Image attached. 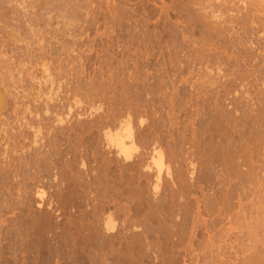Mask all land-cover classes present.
<instances>
[{
    "label": "rangeland",
    "instance_id": "1",
    "mask_svg": "<svg viewBox=\"0 0 264 264\" xmlns=\"http://www.w3.org/2000/svg\"><path fill=\"white\" fill-rule=\"evenodd\" d=\"M41 1L0 2V264H264V0Z\"/></svg>",
    "mask_w": 264,
    "mask_h": 264
},
{
    "label": "bare ground",
    "instance_id": "2",
    "mask_svg": "<svg viewBox=\"0 0 264 264\" xmlns=\"http://www.w3.org/2000/svg\"><path fill=\"white\" fill-rule=\"evenodd\" d=\"M8 1H9V0H8ZM51 1H53V0H51ZM54 1H55V0H54ZM59 1H60V3H61V6H65V5H64L65 3H67V2L71 3L72 0H70V1H69V0H68V1L66 0L67 2H65V0H64L63 2H65V3L61 2V0H59ZM76 1H78V0H76ZM227 1H228V0H227ZM0 2H1V0H0ZM4 2H6V1H4ZM12 2H13V0H12ZM14 2L19 3V5L22 7V9H23L24 11H27V10L31 7V8H32V11H31V12H34L33 9H34L36 6H38L42 1H41V0H28V1H27V0H14ZM44 2H45V1H44ZM47 2L49 3L48 0H47ZM47 2H45V3H47ZM220 2H221V1H220ZM225 2H226V1H225ZM8 3H9V2H8ZM28 3H29V4H28ZM53 3H54V2H53ZM69 3H68V6L70 5ZM75 3H76V2H75ZM223 3H224V2H223ZM261 3H262V1H260V4H261ZM263 3H264V2H263ZM9 4H10V3H9ZM58 4H59V2H58ZM62 4H63V5H62ZM252 4H253V3H252ZM4 5H5V4H4ZM7 5H8V4H7ZM7 5H6V6H7ZM14 5H15V4H14ZM16 5H18V4H16ZM16 5H15V6H16ZM49 5H50V4H49ZM52 5H53V4H51L49 8L52 9V7H51ZM54 5H55V4H54ZM59 5H60V4H59ZM59 5H58V8L60 7ZM78 5H79V4L77 3V6H78ZM253 5H254V4H253ZM43 6L46 7L45 4H43ZM56 6H57V5H56ZM56 6H55V9H52V10H56V8H57ZM79 6H81V5H79ZM260 6H261V5H260ZM262 6H263V4H262ZM2 7H3V6H2ZM2 7H1V9H2ZM7 7H8V6H7ZM17 7H18V6H17ZM39 7H40V6H39ZM45 7H44V9H46ZM8 8H9V7H8ZM8 8H6V9H8ZM10 8H11V7H10ZM36 8H38V7H36ZM36 8H35V10H36ZM40 8H43V7L41 6ZM40 8H39V9H40ZM49 8H48V9H49ZM58 8H57V10H60L61 7H60L59 9H58ZM62 8H64V7H62ZM72 8H74V7L72 6ZM77 8H78V7H77ZM79 8H80V7H79ZM3 9H4V8H3ZM13 9H14V7H13ZM17 9H18V8H17ZM39 9H38V10H39ZM65 9H66V7H65ZM65 9H64V11H65ZM67 9H68V7H67ZM8 10H9V9H8ZM38 10H37V11H38ZM75 10H76V8H75ZM37 11H36V12H37ZM62 11H63V10H62ZM9 12H10V11H9ZM13 12H15V11L13 10ZM16 12H17V11H16ZM29 12H30V11H29ZM31 12H30V13H31ZM36 12H35V13H36ZM65 12H66V11H65ZM17 13H18V12H17ZM22 13H23V12H22ZM27 13H28V12H27ZM51 13H52V12H51ZM58 13H59V11H58ZM69 13H70V11H69ZM10 14H11V12H10ZM10 14H9V16H10ZM13 14H14V13H13ZM13 14H12V15H13ZM15 14H16V13H15ZM31 14L33 15V13H31ZM61 14H62V13H61ZM63 14H64V13H63ZM12 15H11V17H14V16H12ZM24 15H25V14H24ZM27 15H28V14H27ZM37 15H38V14H37ZM37 15H35V17H36L37 19H39V18H38L39 15H38V16H37ZM67 15H68V14H67ZM18 16H19V15H18ZM18 16H17V17H18ZM21 16H22V15H21ZM30 16H31V15H30ZM30 16H28V17H30ZM60 16H61V15H60ZM11 17H9V18L11 19ZM17 17H16V19H18ZM22 17H23V16H22ZM22 17H21V18H22ZM26 17H27V16H26ZM26 17H25V18H26ZM35 17H34V18H35ZM31 18H32V16H31ZM40 19H41V18H40ZM59 19H60V18H59ZM13 20H14V18H13ZM20 20H21V19H20ZM23 20H24V19H23ZM25 20H26V19H25ZM29 20H30V19H29ZM33 20H34V19H33ZM26 21H27V23H29V22H28V18H27ZM26 21H25V22H26ZM31 21H32V20H31ZM39 21H41V20H39ZM62 21H63V20H62ZM62 21H61V22H62ZM36 22H37V21H36ZM61 22H60V23H61ZM67 22H68V21H67ZM67 22H65V23H67ZM31 23H32V22H31ZM65 23H64V21H63V24L66 25V26L68 27L69 24H65ZM68 23H69V22H68ZM38 24H39V23H38ZM38 24H37V25H38ZM22 25H24V24H22ZM22 25H21V26H22ZM34 25H35V24H34ZM34 25H32V29L34 28ZM39 25H41V24H39ZM30 26H31V25H30ZM38 27H40V26H38ZM22 28H23V26H22ZM26 28H28V27H26ZM30 28H31V27H30ZM30 28H28V29H30ZM69 28H70V27H69ZM19 29H21V27H20ZM19 29H17V30H19ZM32 29H31V30H32ZM36 29H37V28H36ZM10 30H11V29H10ZM10 30H9V31H10ZM17 30L15 29V31H17ZM12 31L14 32L13 29H12ZM10 32H11V31H10ZM36 32H37L36 34L38 35L39 30L36 31ZM18 33H19V32H18ZM10 34H11V33H10ZM11 35L13 36L14 33H12ZM16 35H17V34H16ZM18 36H20V35H18ZM42 38H43V37H42ZM42 38H41V39H42ZM40 45L42 46L43 44H40ZM43 48H44V47H43ZM43 48H42V50H44ZM120 146H121L122 151L126 154V151L124 150V146H123L122 144H121Z\"/></svg>",
    "mask_w": 264,
    "mask_h": 264
}]
</instances>
